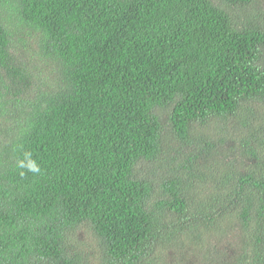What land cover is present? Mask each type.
I'll return each mask as SVG.
<instances>
[{
	"label": "trees",
	"instance_id": "16d2710c",
	"mask_svg": "<svg viewBox=\"0 0 264 264\" xmlns=\"http://www.w3.org/2000/svg\"><path fill=\"white\" fill-rule=\"evenodd\" d=\"M0 264H264V0H0Z\"/></svg>",
	"mask_w": 264,
	"mask_h": 264
}]
</instances>
